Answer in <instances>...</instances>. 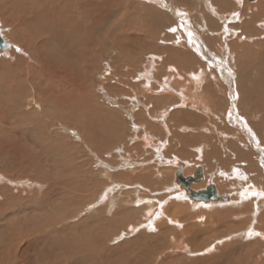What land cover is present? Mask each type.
I'll list each match as a JSON object with an SVG mask.
<instances>
[{"label":"bare ground","instance_id":"6f19581e","mask_svg":"<svg viewBox=\"0 0 264 264\" xmlns=\"http://www.w3.org/2000/svg\"><path fill=\"white\" fill-rule=\"evenodd\" d=\"M126 1L0 0V21L2 27L6 29L2 38L4 41L13 42V45H10L7 50H0V151L8 153L12 149H16V152L24 159V162L28 164V154L30 153L29 149L27 150L26 148L28 141L34 142L42 150H51L54 155L59 151L61 153L62 149H64L62 142L65 140L61 139L63 137L61 136V140L57 139V136L50 138L51 135L48 132L50 129H78L80 130L79 133H82L81 130H85V127L81 120H84L86 127L90 126L93 131L92 136L100 140V143H106L107 147H109L117 141H122L125 135L124 116L129 117L132 123H136L137 119L144 120L146 116L151 121L156 119L153 118L152 114L161 105L158 100L150 97L159 96L160 93L149 94L155 93L157 90L154 84L156 82L154 73L157 70V64L153 60H149L150 62H147V64L143 63L145 66L141 72L137 70V75L131 73L132 79L129 78L130 74H123L121 68L118 70V68L116 69L113 66L115 64H128V67H132L131 69L127 68L129 69L128 71L134 69L137 62L131 55L132 52L137 51V48L136 46L132 48L129 43H136V40H146L147 38L146 36L141 37L140 34L139 36L134 35L135 32L131 35V32L138 31L152 23V30L154 29L153 32L156 34L164 26L165 20L169 18L166 19V15L152 5H145L136 0H134L136 4L132 2L133 4L131 5L130 1ZM185 3L188 8H191V4H187V1ZM261 3L259 5L262 6L264 12V0H261ZM138 6L143 8L141 13L138 10ZM220 8L224 10L226 6L222 4ZM169 28H174L176 31L179 30L176 23H171ZM195 41L199 45L197 39ZM200 44L199 48L201 49H199V52H202L204 45L203 42H200ZM113 48L120 49V51L115 56H109L111 59L109 68L99 73L101 61H103L107 52ZM241 58L239 64L245 69H242L241 77H238L236 81L234 79L231 81L232 88L235 89L236 86V93L232 92L231 96L234 95L236 99L237 97L239 99V95L241 96L244 91L245 96L251 100L247 91L251 89L249 85H253L256 89L259 81V78L258 80H252L251 77L258 76L263 78L262 82H264V71L261 74L256 71L255 76H252L251 72L253 69L251 70L248 65L250 62H248V59L244 61ZM104 59L106 60L107 58ZM221 65H223L225 71L226 68H230L227 67V62H223ZM197 75H191L192 79H194V82H191L194 89L193 91L190 90V100L196 98L195 100L201 103V108L209 110L213 116H216L217 114L210 107L211 104L212 106L215 105L214 102L210 103L208 99L207 101L202 99V93L198 94L203 92L206 94V98H210L212 93H216L214 86L213 84L211 85L212 82L209 83L207 81L208 77L206 79V75ZM108 80L113 91L107 90L106 84H108ZM172 81L171 76L165 80L164 85L160 84L161 91L166 87L168 88L161 95L164 94L165 96L168 91L171 92L173 90L176 84L172 86ZM123 82L126 83L127 89L125 90L120 87L124 86ZM95 84L96 97L94 95ZM103 87L105 90L102 89ZM117 87L119 88L117 89ZM179 88L182 93L187 92V88ZM130 92L135 94L134 97L126 96ZM143 94H147L150 97L147 95L143 96ZM186 96L184 93L181 94L180 102H182V106H178L180 108L174 105L173 109L176 108V111L173 113H176L177 116L181 114L178 111L184 109L181 107L187 100L185 99ZM122 97L128 99L126 101L130 105L127 109H122L124 107L120 100ZM104 99H106L107 104ZM215 103L217 104V102ZM235 103L236 101H234V106ZM238 105L240 104L238 103ZM115 107L122 109L124 115L121 116V112L115 110ZM142 107L146 112L142 111ZM185 109L195 110L190 107ZM166 112L169 113V111ZM166 112L163 110L162 114L160 113L159 115L165 125L164 128L170 121L166 117ZM204 114H206L205 111ZM186 115L183 116V119L186 120L185 123L195 129V126L188 123L189 120ZM241 122L243 125L248 123L244 119ZM149 125V122L142 125L135 124V137L137 139L143 137L142 141H146L148 145L158 151L161 147L152 142V136L149 135L148 130ZM247 127L251 129L252 126L250 124L249 126L246 125L245 129ZM182 129H185V127ZM141 133L144 135L141 136ZM81 136L87 142L90 140L93 144L96 143L93 137L88 134L84 135L82 133ZM251 137L252 139L253 137L256 138L252 132ZM254 141L255 145L256 142ZM69 144L67 143L66 146ZM98 148L101 150L106 149L101 147L100 144ZM240 152L239 155L244 157V159L248 157V154L245 156V153ZM120 157L119 163L114 161L117 163L115 164L117 166L116 169L128 168V172L131 173H126L125 169V171H121V175L116 177L117 180L120 179L125 184L128 183L127 186L129 187L133 185V188L135 187L136 189L141 187L140 185L152 186L156 183L162 184L164 187L168 186V179L158 174L155 175L156 173L153 174L152 171H147V169H152V167L147 168L145 172L140 173L139 168H136L138 171L134 169L135 171L132 172L133 170L131 169L135 168L133 167L134 159L132 158V160L129 157L131 159L129 160L123 155ZM55 160L56 164L61 166V171L71 174L69 180H67L66 176L64 179L69 182L68 184L71 186L70 193L74 197L73 202L68 199L69 204L66 206L60 203L61 201L51 205V203L45 201L47 197L44 193L31 191L30 189L27 192L26 187L18 188L19 186H17L16 189H12L10 184L0 187V239L4 238L7 241L9 238L8 243L4 240L0 241V264H157L158 262L156 263V261L158 259L156 257H158L160 251H165L166 253V250L170 247V242L181 243V249L184 251H188L190 248L191 250L194 248V251H196L201 248L202 250L200 249L199 253L203 256L207 255L202 258L196 257L197 259L190 260V263L182 262L180 264H264V211H261L263 208L260 209V203L264 206V202L260 201L264 198V192L258 185L249 184L246 187L244 186V192L242 191L240 194L230 191V193H226L228 189L230 190V186L233 187V185L222 183L221 181L213 182L209 179L210 176L208 177L206 168L203 169L200 166L198 168L203 169V179L201 182L193 183L191 189L203 191L208 186H214L217 196L224 198V200H212L209 202L189 200L190 197L187 191L176 182V174L180 170H182L184 178L194 174L187 176L185 170L189 164L185 161L174 159L175 161L172 164L178 165L174 173V185L171 183V186L166 188L168 193L165 194L168 199L160 203L162 206L160 209L154 205L153 199H145V196L142 193L140 194L142 189L140 192L138 189L137 191L135 190L136 194L130 192L131 196L127 197L126 195L127 198L122 196L123 192L120 196L114 197L115 192L121 189L120 185L117 184L114 187L112 185L111 188L113 189L110 188L111 190H108L105 195H101L98 198V205H91L90 203L88 206L87 203L91 200L90 194L96 193L93 188L96 187L98 181L94 178V173L85 167L87 163L81 161L82 164L79 165L77 158L68 161L66 159L67 162L65 163V160L61 159L62 162L59 158L57 161V156H55ZM97 160L96 162H100V160ZM108 163L112 164V160L111 162L108 161ZM51 164L53 163L51 162ZM99 165L101 166V164ZM81 166L84 170L81 169ZM109 166L104 165L106 169ZM103 169L102 166L101 170ZM244 172L245 176L246 171L244 170ZM7 174H2L4 179L0 178V181L13 182V180L18 179V176ZM95 174L98 173L96 172ZM234 174L236 179L240 181L244 179V176L241 177V173L238 170ZM260 177L263 176L260 175ZM20 178H24L22 180L28 182L27 177ZM156 178L158 180L154 181ZM13 183L16 184V182ZM201 184H205V186H201ZM122 188L124 187L122 186ZM40 189L41 191L43 190L42 187ZM81 192H83V195H80ZM38 195H40L39 199L42 200H38ZM174 199L179 200L181 204L179 203V205L178 202L171 204ZM184 199L186 201H181ZM234 199H237V203H234L236 202ZM246 201L252 203L253 212L238 215L236 212L244 209ZM185 203L189 206H186ZM228 203H234V206L232 205L231 208L224 210L225 215L222 217L213 216L214 218L212 217L209 223H202V218L193 217L192 212H190L191 209L196 207L206 208L214 205L220 207V205ZM255 208L257 212H255ZM219 212L221 213V210ZM83 215L85 216L83 217ZM196 218L197 220H202L197 222ZM135 219L136 223L134 222ZM255 219L258 225L257 227H252V221ZM132 221L134 225L130 226ZM127 226L130 227L129 230L126 229L128 228ZM245 228L247 229L244 230ZM151 229L155 232L149 234L148 232ZM122 230L124 234L131 238L124 241V243L122 242V244L111 246L110 243L114 239L117 240L120 235H123L120 232ZM134 233H137V235L132 238ZM115 234H117L116 237ZM214 236L220 238H215L216 240L211 243ZM245 238L251 240L245 242ZM184 239L187 240L186 243L183 241ZM22 242L24 245L21 249ZM5 247H8L14 253L8 252ZM139 253L140 255H138ZM169 254H165L166 256L163 259L161 257L159 264H178L180 262L177 257H173L172 253V255ZM114 255L116 257H121L122 255V258L110 260Z\"/></svg>","mask_w":264,"mask_h":264},{"label":"rangeland","instance_id":"374dc122","mask_svg":"<svg viewBox=\"0 0 264 264\" xmlns=\"http://www.w3.org/2000/svg\"><path fill=\"white\" fill-rule=\"evenodd\" d=\"M128 1L131 2V5L135 3L134 0H127L126 2ZM136 1H138L139 3H143L145 5L146 4L152 5L155 9L165 14L166 15L165 17H167L166 19L168 18L169 19L165 20L164 26L161 28V30H159V32L157 33L155 32L156 34H154L153 32L154 29L152 30L153 27L151 26L152 23L149 24V26L138 30L139 32L131 30L132 31L131 35H133V33L135 32L134 35L136 34L139 36L140 34L141 37L146 36L147 38L146 40L143 39L138 41L136 40L135 41L136 43H132V42L129 43V46H132V48H134L135 46L137 48L136 49L137 53L132 52L131 55V57L135 58L137 62L135 64L136 66H134L135 67L134 69L128 71L129 69L132 68V67H128V64L127 65L123 64L125 66L120 64H115V66L113 65L112 66L116 67V69L118 68V70L119 68H121L122 69L121 72L123 74L127 73V75L130 74L131 76L129 75V78L132 79V74L137 75L138 71L141 72L145 64H147V62H150L149 60H153V62L157 64V70H155L154 73V78L156 81L154 82V84L157 90L155 93L152 92L149 95H154L159 93L160 94L159 96H153V97L152 96L150 97L147 94H143V96L147 95L148 97L154 98L160 102L161 106L156 110V112H154V114H152L153 118L156 119H153L154 121L153 120L151 121V119L148 116H146L144 120L137 119L136 123H132L129 117L124 116L125 117L124 123L126 127L124 133L125 135L122 141H117L116 143L110 145L109 147H107L106 143H100V140L95 139V137L92 136L93 131L90 129V126L86 127V125L83 122L84 120L81 121L83 123V126L85 127V130H81V131L84 135L88 134L91 137H93V139L96 142L95 144H93L90 140L88 142L85 141L83 136H81L82 133L80 132L81 133L80 134L79 133L80 130L78 129L75 130L62 129V128L50 129L48 130L49 134L51 135L50 138H52V136H57V139L59 138V140L61 139L65 140L62 142V147L64 149H62L61 153L60 151L58 152L57 150L58 153L54 155V153L51 152V150L50 151H48V149L42 150L40 147L35 145L34 142L28 141L26 148L27 150L29 149L28 151L30 153L28 154L29 162L27 164L24 162V159L18 154V152H16V149H12L8 153L0 151V170H1L0 178L4 179V177H2V174L6 175L7 173H10V175L18 176L17 180H13V182H16V184L13 182H8L7 180L0 181V187L7 186L6 184H10V187L12 189H16L17 186H19L18 188L26 187L28 189V190L26 189L27 192H29L30 189L31 191L44 193L47 197L45 201L51 203V205L54 203L57 204L60 201H61L60 203H62L64 206L68 205L69 204L68 199H71V202H73V197H74L70 193L71 186L68 184L69 182L67 181L69 180V178H71L70 177L71 174H67L65 171H61V166L59 164H56L55 162L56 161L55 156H57V161L59 158L60 161L65 160L64 161L65 163L70 159L77 158L79 165H81L82 162L87 163L85 164V167H87L89 171L94 173V178H96L98 182L96 187L93 188L94 185L92 186V188L94 189V191H96V193L90 194L91 200L87 203L88 206L90 205V203L91 205H96V204L98 205L99 204L98 198L101 195H105V193L108 190L113 189L111 188L112 185L114 187L117 184L120 185L121 189H118L117 192H115V194L113 195L114 197L117 195L120 196L122 192H123L122 196L126 197L127 195V197H129L131 196L130 192H132V194L133 193L136 194L137 189L139 190V192L142 189L141 190L142 192H140V194L142 193L145 196L144 197L145 199H153L154 205H156L160 209V207H162L160 203L165 202V200L168 199L167 195L165 194L168 193L166 192V188L170 187L171 183L172 185H174L173 184V180H174L173 178L175 175L174 173L176 171V168H178L177 167L178 165L176 166L172 164V162L175 161L174 159L182 160L189 164L188 168L185 170V174H187V176L194 174V172L198 169V167L202 166L203 169L206 168V171L208 172V177L210 176L209 179L212 180L213 182L221 181L222 183L225 182L229 185H233V187L230 186V190L227 188L228 192L226 193L234 192L240 194L242 191L244 192L245 187L249 184L258 185V187L262 189V191L264 192V82H262L263 78H260L258 76L251 77L252 80L255 79L258 80L259 78L258 88L255 89L253 87V89L247 90L248 95L251 97V100L249 99V97L245 96L244 91L241 96L239 95V99L238 97L236 99L234 95L231 96L232 92H234V94L236 93V86L235 89H233L231 86L232 84L231 81H233V79L234 81H236L238 77H241L242 76L241 71L242 69L243 70L245 69L244 67H241L239 64L241 57L244 59V61L248 59V62H250L248 63V65L250 66L251 70L253 69V71L251 72L253 74L252 76H255L256 71H258L259 74H261L264 71V65H263L264 64V12L262 10V6L259 5L262 4L261 0H177V1L176 0H136ZM185 1H187V4H191V8L187 7ZM222 4L226 6L224 10H221L222 8H220L222 7ZM214 6L216 7L214 8ZM138 8H139L138 10L141 13V10H143V8L141 6L140 7L138 6ZM169 20L173 24L174 23L178 24V28L182 32L179 30L172 31L169 28L171 24ZM174 20L175 22H173ZM216 24H217V28L213 30L212 28H214ZM0 28L2 30V36H3L6 29L2 27L1 21H0ZM196 39L199 45L196 44L195 41ZM7 42L11 46L13 45L12 44L13 42L12 43H10L9 41ZM200 42H203L204 45L202 52H199V49H201L199 48L201 45ZM189 46L190 48H188ZM144 47L147 49H145ZM119 51L120 49L113 48L110 49L109 52H107V55L104 58H107L109 61L103 58V61H101L99 73L100 72L102 73L105 69L109 68L110 66L109 62L111 60L109 56L110 57L115 56L116 53L118 54ZM223 62H227V67H230L229 69L226 68V71L223 65H221ZM120 73L118 74L120 75ZM194 74L195 75L198 74L197 76H199L200 74L206 75V79L208 77L207 81H209V83L212 82L211 85L213 84L214 86V87L213 86L210 87H213L216 91L215 94L212 93L210 98H206L205 93L199 92L198 94L202 93L201 94L202 95L201 97H203L202 99L206 101L208 99V102L210 101V103L213 102L215 103L216 101H214V99L216 98L217 95V97L220 98L221 102L224 103L225 111L222 110L220 111L221 112L220 113L216 109L217 108L215 106L216 103L214 106H212L211 104L210 107L212 108V111L214 110L213 112L217 114L216 116H213V114L209 110H204L203 108H201V103L197 102L195 100L196 98L190 100L191 99V96L189 95L190 90L193 91L194 89L193 84H191L192 81L194 82V79H192V76H194ZM170 75L172 76L173 79L171 85L175 86L176 84V86L173 88L171 92L168 91V94L170 95H168L167 93L165 96L164 94L161 95V93H165V90H168V88L166 87L165 89H163V91H161L162 88L160 86L165 84V80L171 77ZM123 84L124 86H120L122 90L127 89L126 83L123 82ZM106 85L108 91H113L110 87L109 80H108V84ZM190 86L192 87L191 89ZM249 86L252 87L253 85L252 86L249 85ZM179 87L187 88L186 89L187 92H183L185 95H187L185 97V99L187 100H185L186 102L183 104V107H181L184 109L178 111L181 113L179 114L180 116H177L176 113H173L174 111H176L175 110L176 108L175 109L173 108L176 105H177L176 107L180 106L182 103L180 102L181 101L180 97L181 94L183 93L179 91L180 89ZM118 88L119 87H117V89ZM102 89L105 90L104 87ZM130 93H128V95L126 96L134 97L135 94L133 93L130 94ZM94 95L96 97V84L94 87ZM126 96L124 97L128 98ZM214 96L215 98L213 99ZM124 97L120 99L124 106L122 107V109L123 108L127 109L130 104L126 101L128 99H124ZM234 101H236L235 106H234ZM104 102H106V99H104ZM152 103H154V101H152ZM238 103L240 105H238ZM110 106L112 107V105ZM188 107L195 110L185 109ZM122 109H120L119 107H115V110L121 112L122 114L121 116L124 115L123 113L124 111ZM142 109H141L142 111H145L143 107ZM163 110L164 112L169 111V113L166 112L167 113L166 117L167 119H170L168 124H166L165 122V124L167 125L165 128H164L165 125L161 121V117H159L160 113ZM200 110H202L201 112L203 113L205 111L206 114L204 115L197 114V111L200 112ZM182 114L184 115L187 114L186 116L188 117L189 120L188 123L189 124L192 123V125L196 127L195 129H192L191 127H189L187 123H185L186 120L183 119L184 115ZM83 116L86 118L85 115ZM243 119L248 123H245V125H243L241 122ZM147 122L150 123L149 125L150 127L148 128V130H149V135L152 136V142L158 147H161L158 149V151L155 150L150 145H148L146 141L144 140L142 141L143 137L142 138L139 137V139L135 137L136 136V133L134 131L135 124L142 125L143 123L145 124ZM249 124L252 126L251 129H248V127L245 129V126L246 125L249 126ZM183 127H185V129H182ZM127 128L129 129L127 130ZM251 132L256 138L253 137L252 139ZM143 135L144 134H142L141 136ZM61 136L63 138H61ZM253 141L256 142L255 145ZM67 143L70 144L66 146ZM99 144L101 147H104L106 149L103 150L99 149L98 148ZM240 151L245 153V156L248 154L247 155L248 157L247 158L245 157V159L244 157H241L239 155ZM121 155L125 156L127 159L129 157H131V159L132 158L134 159L133 167L135 168L131 169L133 170L132 172L135 171L134 169L139 168L138 170H140L141 173V172H145L147 168L152 167V169L149 168L147 169V171H152L153 174L156 173L155 175L158 174L161 177L168 179L169 182L167 183L168 186L164 187L162 184L156 183L152 186L144 185L145 188L143 185H140L141 187H138L136 189L135 187L133 188V185H130L129 187L127 186L128 183L125 184L124 182H122V180L120 179L117 180L116 177L122 174L121 171H125L126 169V173L128 174L131 173L128 172L129 171L128 168L116 169L117 166L115 164L119 163ZM97 159L100 160V162ZM131 159L129 158V160ZM50 160L53 164H51ZM96 160L98 162H96ZM111 160H112V164L108 163V161L111 162ZM114 161H117V163ZM99 164H101V166ZM104 165L107 166L110 165V166L108 167V169H106ZM102 166L104 168L103 170H101ZM111 166L112 168H110ZM40 168H42L43 170ZM81 169L84 170L82 166ZM236 170H238L241 173V177L244 176L243 174L245 173L244 170L246 171L244 179H242L241 181L236 179V177L234 176L235 175L234 172ZM109 171L111 172V174ZM96 172L98 174H95ZM134 175H138V174H134ZM260 175H262L263 177H260ZM65 176L67 180L64 179ZM20 177H27L28 182L22 180L24 178L21 179ZM157 180L158 179L156 178L154 181ZM21 184H24L26 186ZM202 185L203 184H201V186ZM122 186L124 188H122ZM203 186H205V184ZM41 187L43 188L42 191L40 189ZM83 192H81L82 194L80 193V195H83ZM53 193L55 194L58 193V194L55 195ZM37 198L38 200H42L39 199L40 195H38ZM186 200L188 201L187 197ZM186 200L184 199L181 201H186ZM189 200L192 199L189 198ZM234 200H236V202L234 203H237V199ZM260 201L264 202V198ZM174 202H178V204L180 203L179 200L177 201V199H174V201H172L171 204H173ZM234 203L232 204L228 203L222 206L220 205V207H216L218 205H214L213 207L210 206L206 208L196 207L195 209L194 208L191 209L190 212H192L191 214H193V217L196 216L197 218L203 219V220L202 219L197 220L196 218L197 222L202 220L203 221L202 223H209L210 220H212L213 216L214 217L217 216L218 218L224 216L225 213L223 211L231 208L232 205L234 206ZM244 205H245L244 207L245 210L242 209L240 211L241 213L236 212L238 213V215H243L253 212L252 211L253 205L250 201H246ZM260 206H261L260 209L263 208L261 210L263 212L264 206H262L261 203ZM90 209H94V208H90ZM220 210L221 213L219 212ZM255 212H257L256 208H255ZM84 213L86 212L84 211ZM84 216L85 215H83V217ZM136 219L138 220V218ZM136 219L134 221L135 223L137 222ZM132 225H134L133 221L130 223V226ZM257 225L258 223L256 219L252 221V225H251L252 227H257ZM127 227L128 228L126 229L129 230L130 227L129 226ZM246 229L247 228H245L244 230ZM120 232H122L123 235H120V238L117 237L119 241H117L118 240L117 238H116L117 240L114 239L111 242L112 244L110 243L111 246L122 244V242L124 243V241L129 240L131 238L126 234H124L123 230ZM152 232L155 231H152L151 229L149 230L148 233L151 234ZM116 235L117 234H115V237ZM136 235L137 233H134L132 238L135 237ZM215 238L218 239L220 237L214 236L211 240V243L216 240ZM1 240H4V238H1L0 241ZM250 240L251 239L245 238V242H249ZM8 241L9 238L5 242L8 243ZM183 241L185 243L187 242L186 239H184ZM23 245L24 244L22 242L21 249L23 248ZM181 245L182 244L181 243L179 244L178 242H170V247L169 249L166 250V253L165 251L159 252L158 257H156V259H158L156 263L158 262L157 264H159L161 262L160 258L162 257L163 259V257L166 256L165 254L168 255L169 253L170 254L172 253L173 257H177L179 259L178 261L180 262L176 261L178 262V264L182 262L190 263L192 260H196L197 258H202L207 256V255L203 256L199 253L201 248L197 249L196 251H194V248H192L193 250H191L190 248L188 249L189 251L188 253L187 250L184 251L183 249H181L182 248ZM5 248L8 250V252L14 253L8 247ZM171 249H173L174 251ZM138 255H140V253ZM120 258H122V255L121 257L119 256L116 257V255H114L113 257L110 258V260L120 259Z\"/></svg>","mask_w":264,"mask_h":264},{"label":"water","instance_id":"95a60500","mask_svg":"<svg viewBox=\"0 0 264 264\" xmlns=\"http://www.w3.org/2000/svg\"><path fill=\"white\" fill-rule=\"evenodd\" d=\"M10 47V44L4 41L2 38V30L0 28V50L4 51L7 50ZM202 168H198L197 171L194 173L193 176H190L188 178L183 177V172L182 170L178 171L176 174V182L181 185L182 188H184L190 199L194 201H204V202H209L212 200H224V198H219L217 196L216 190L214 186H208L206 190L203 191H194L191 189V185L193 183H198L201 182L203 177H202Z\"/></svg>","mask_w":264,"mask_h":264},{"label":"crops","instance_id":"0c3cea01","mask_svg":"<svg viewBox=\"0 0 264 264\" xmlns=\"http://www.w3.org/2000/svg\"><path fill=\"white\" fill-rule=\"evenodd\" d=\"M217 28V24H216V26L214 27V28H212L213 30H215ZM253 87V86H252ZM251 87V89H253ZM213 98H215V96L213 97ZM245 99V98H244ZM214 101H216L217 102V104L215 105L217 108L216 109H218V112H220V111H222V110H224V108H225V106H224V103L223 102H221V100H220V98H218V97H216L215 99H214ZM219 102V103H218ZM215 104V103H214ZM225 111V110H224ZM223 111V112H224ZM221 113V112H220ZM197 114H200V115H204V113L203 112H199V111H197ZM222 114H224V113H222ZM190 125H192V123H190Z\"/></svg>","mask_w":264,"mask_h":264},{"label":"snow or ice","instance_id":"6c2138e0","mask_svg":"<svg viewBox=\"0 0 264 264\" xmlns=\"http://www.w3.org/2000/svg\"><path fill=\"white\" fill-rule=\"evenodd\" d=\"M172 31H175V29L173 28V29H171Z\"/></svg>","mask_w":264,"mask_h":264}]
</instances>
